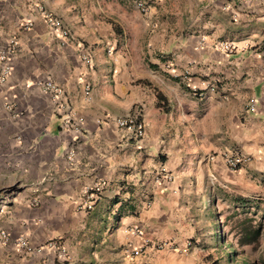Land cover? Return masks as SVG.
I'll return each mask as SVG.
<instances>
[{"label": "crops", "instance_id": "crops-1", "mask_svg": "<svg viewBox=\"0 0 264 264\" xmlns=\"http://www.w3.org/2000/svg\"><path fill=\"white\" fill-rule=\"evenodd\" d=\"M135 1L0 0V48L17 41L0 80V141L22 152L29 177L3 215L0 264H206L222 246V205L264 196V0H139L145 13ZM224 42L234 50L216 47ZM48 81L83 120L81 134L54 113ZM135 109L139 141L115 122ZM234 153L250 160L230 171ZM161 167L170 182L157 180ZM98 182L86 209L84 191ZM131 227L150 241L140 258ZM21 237L40 253H19Z\"/></svg>", "mask_w": 264, "mask_h": 264}, {"label": "rangeland", "instance_id": "rangeland-1", "mask_svg": "<svg viewBox=\"0 0 264 264\" xmlns=\"http://www.w3.org/2000/svg\"><path fill=\"white\" fill-rule=\"evenodd\" d=\"M22 152L12 141H0V232L5 211L27 191L29 177L23 167ZM235 205L232 201L220 208V250L205 257L206 264H264V196ZM242 206V207H239ZM255 229L256 239L246 236Z\"/></svg>", "mask_w": 264, "mask_h": 264}, {"label": "built area", "instance_id": "built-area-1", "mask_svg": "<svg viewBox=\"0 0 264 264\" xmlns=\"http://www.w3.org/2000/svg\"><path fill=\"white\" fill-rule=\"evenodd\" d=\"M136 8L141 12L145 13L147 10V5L139 0L135 1ZM46 22L51 27V29L59 34L62 38H68L70 36V31L65 27L60 19L57 17L45 14L44 15ZM26 27L30 28L32 26V23H28L25 25ZM17 46L16 38L12 37L8 43V45L5 48H0V65L2 66V72L0 80L3 82L5 81L12 73V66L10 64L11 55L14 51V49ZM216 47H219L224 52L229 53L234 50V45L232 43H220L216 44ZM111 50H108V54H111ZM83 61L89 65L91 64V60L88 57V55L82 56ZM44 92L50 94L52 96V101L54 103L53 111L56 114L62 115L64 117V127L66 129L72 130L75 133L81 134L82 132V124L83 120L73 119V117L67 112L68 108L66 107V98L63 93V91L56 86L53 82L48 81L45 82L43 85ZM210 91H214L215 88L213 85H210L208 87ZM89 90V87H86V91ZM194 95L195 91H194ZM248 109L251 111H254L255 109V103L254 100H250ZM12 108H10V111ZM16 116L22 115L20 112H14ZM141 111L135 109L132 113L125 117L117 118L115 120L116 125L125 130L128 134V136L134 140H141L144 138L146 129L144 123L140 119ZM75 150L72 149L68 152V158L71 160L75 156ZM250 159L246 158L244 156H241L238 153L230 154L224 159L225 166L230 171H236L238 168L243 165L244 163L248 162ZM157 180L163 179L168 182L171 181V176L166 173V169L163 167L160 168L157 174ZM102 183L98 182L94 184L93 186L86 188L84 191V206L86 209H91L92 204L94 201L99 199L100 193H101ZM35 201L30 203V206H34ZM129 233L133 234L134 236H137L142 239V244L140 248L133 250L131 252V256L134 258H140L143 256L144 247L150 244V241L144 238L143 232L138 227H131L129 229ZM2 243L4 245L9 243V238L7 237L5 232L1 233ZM15 246L17 248V251L21 254H31V253H40L42 248H35L33 247L30 242L26 238H18L15 242ZM46 246L51 248L52 250H55L59 256V258H64L66 256V250L65 248L60 245L58 242L54 240H50L46 243ZM165 245L161 244L157 249H162Z\"/></svg>", "mask_w": 264, "mask_h": 264}, {"label": "trees", "instance_id": "trees-1", "mask_svg": "<svg viewBox=\"0 0 264 264\" xmlns=\"http://www.w3.org/2000/svg\"><path fill=\"white\" fill-rule=\"evenodd\" d=\"M143 83H144L145 85H147V86H150V84L147 83L146 81H144ZM155 93H156V98H157V106H158L159 108H161L162 111H164V112H168L169 109H168V106L165 105L166 101H165L163 95H162L159 91H157L156 89H155ZM237 200H238V201H237L236 204H238V205H242L243 202H244V203H245V202H250V201H245V200H241V199H237ZM239 207H242V206H239ZM259 235H260V231H259V229H255L254 231H252V233H249V234H247L246 236H248V238L252 240V239H256V238H258Z\"/></svg>", "mask_w": 264, "mask_h": 264}]
</instances>
